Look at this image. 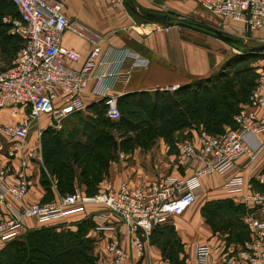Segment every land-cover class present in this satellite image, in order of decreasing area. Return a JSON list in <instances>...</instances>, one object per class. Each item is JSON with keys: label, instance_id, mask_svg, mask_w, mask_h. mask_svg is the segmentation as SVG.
Listing matches in <instances>:
<instances>
[{"label": "built area", "instance_id": "built-area-1", "mask_svg": "<svg viewBox=\"0 0 264 264\" xmlns=\"http://www.w3.org/2000/svg\"><path fill=\"white\" fill-rule=\"evenodd\" d=\"M17 10L12 33L21 46L10 65L0 70V110L6 109L13 123L0 122V135L8 145L0 142V151L7 150L8 159L0 161V248L17 238L26 229L24 220L39 222L59 219L81 212L88 204L99 206L92 211L103 226L123 229L130 236L134 254L144 256L146 242L155 226L165 224L191 206L204 192L201 179L218 175L223 188L233 194L234 202L244 207L241 216L249 238L243 244H230L228 252L212 260L211 248L198 245L195 255L202 264H264V193L252 180H245L237 171V158L244 152L257 151L253 137L264 132V67L258 71L248 101L234 114L235 127L212 134L204 128H195V136L185 135L175 142L179 165L190 169L188 176H162L153 182L133 186L122 182L117 186L103 179L94 195H86L74 184L72 191L57 192L47 201L24 203L30 187L25 170L31 164L43 166L40 137L44 116L61 126V121L86 105L82 92L90 77L95 78L93 91L105 95L108 76L112 80L127 81L129 70L122 71L127 59L134 66H146L148 61L130 50H111L102 53V39L79 22L71 21L63 12V0H9ZM200 8L222 19L228 35L240 40L252 39V34L264 31V0H195ZM68 32L87 42L89 52L81 66L78 51L61 45ZM264 43V40H262ZM176 87V86H175ZM170 87L168 89H174ZM106 116L120 117L115 96H106ZM259 107L260 113L253 108ZM36 126L34 143H29ZM16 161V162H14ZM256 181L262 183L264 174ZM105 255L92 264H122L126 253L118 242L106 243Z\"/></svg>", "mask_w": 264, "mask_h": 264}, {"label": "crops", "instance_id": "crops-1", "mask_svg": "<svg viewBox=\"0 0 264 264\" xmlns=\"http://www.w3.org/2000/svg\"><path fill=\"white\" fill-rule=\"evenodd\" d=\"M139 10L165 14L170 20L171 15H175L201 24L206 30L212 28L209 26L212 25L210 23L218 25L215 23L214 15L202 10L195 0H63L65 16L71 21L81 23L102 39L104 56L111 50H130L148 61L146 66H134V60L127 59L122 71L129 70V79L118 81L108 76L109 86L105 95L96 94L93 91L95 78L90 77L87 87L82 92L86 106L110 95L117 98L133 91L177 87L193 78L213 72L235 50L210 31L214 36L179 25L148 22L139 16ZM220 31L224 34L228 33L227 30ZM252 37L250 41H262L264 31L254 32ZM61 45L79 52L80 60L72 64L75 68L81 66L90 49L87 42L68 32L63 35ZM11 61L12 59L2 69L7 68ZM253 110L256 113L261 112L259 107H254ZM20 119L21 116H12L11 121L0 122L13 123ZM45 120L47 119L43 116L41 125ZM189 130L185 134L189 137L195 136V128ZM33 133L34 131L29 138L30 144L34 143ZM253 144L257 147L255 155L247 151L242 153L236 161L238 173L245 180L250 181L255 180L258 174H263L264 132L253 137ZM5 149L0 151L2 163L9 158L7 150L3 152ZM25 172L31 185L23 200L24 203L43 201L45 190L39 182L40 165L31 164ZM168 174L188 176L191 170L179 165L175 147L171 149L168 143L159 140L151 148L136 149L124 158L111 161L106 180L114 186L122 182L137 186L148 184ZM222 182L223 178L218 175L203 177L201 183L204 192L184 212L162 224L163 226L171 225L175 229L176 238L181 244L175 262H171L163 254L159 243L155 242V239L161 240L163 235L149 236L144 256L137 257L126 231L114 226H103L97 221L91 212L99 206L94 204H88L83 211L71 213L59 219L39 222L33 218H26L23 223L25 229L29 230L70 220L91 219L95 226L90 229L89 234L95 237L93 255L96 258L103 257L106 243L114 240L126 253L122 264H202L198 262L195 255L198 245H208L212 251V260H215L228 252L230 244H235L226 245L218 233H213L200 211L202 205L209 200L229 198L234 202L233 194L223 188ZM239 264L246 263L241 261Z\"/></svg>", "mask_w": 264, "mask_h": 264}, {"label": "trees", "instance_id": "trees-1", "mask_svg": "<svg viewBox=\"0 0 264 264\" xmlns=\"http://www.w3.org/2000/svg\"><path fill=\"white\" fill-rule=\"evenodd\" d=\"M5 1L14 7L17 14L16 7L11 1L0 0L3 3ZM166 24L198 31L206 30L201 24L175 15H171V20ZM4 28L0 22V51L15 55L21 46V41L17 37L6 35ZM207 33L210 32L207 31ZM14 41L16 45H12ZM229 45L236 47L233 44ZM237 47L240 53L228 55L213 72L193 78L173 90H139L118 96L120 117L116 121L106 116L107 105L103 98L86 106L88 115L75 112L69 116L61 129L45 128L40 137L43 166L40 169L39 182L47 193H44L43 201L53 198V184L60 194L72 191L75 183L85 186L86 195L90 196L97 192L99 183L107 175L109 163L115 158L113 150L115 139L109 128L118 125L130 126L124 113L129 115L142 113L147 117L144 121L150 124L156 121L169 124V127H166L169 136H165V141L171 149L174 147L171 133L178 127L199 125L212 134L222 133L225 125L235 127L232 116L238 111L239 105L247 101L256 80L255 77L248 79L250 90H242V96H240V93L235 92L231 87L232 83L226 82L224 69L237 64L240 59H246L247 56L257 53L246 52ZM120 106L125 110L122 111ZM172 115L186 116V118L178 122L172 118ZM171 119L172 122H170ZM79 133L82 134L79 135ZM152 138H144L146 143L144 147H148ZM122 141L127 142L130 147L132 138L126 136ZM75 165L80 168L78 175L74 172ZM262 173L264 174V168ZM52 176L55 177L54 181ZM252 182L264 193V180L262 183L256 180ZM47 196L51 197L47 199ZM200 211L213 233H221L219 230L228 229L223 234L226 245L243 244L248 240V230L241 220L244 213L242 205L235 204L229 198H220L205 202ZM94 226L91 219H84L81 220L76 231L54 233L51 228L44 226L31 229L22 241L12 239L5 247L0 248V264H92L96 259L92 254L94 238L86 234ZM151 235H163L161 240L155 239V242L159 243L163 254L171 262L177 261V252L181 244L176 238L175 229L167 224L158 225L154 227ZM44 246L47 247L46 252L43 250ZM18 260L23 262L20 263Z\"/></svg>", "mask_w": 264, "mask_h": 264}, {"label": "rangeland", "instance_id": "rangeland-1", "mask_svg": "<svg viewBox=\"0 0 264 264\" xmlns=\"http://www.w3.org/2000/svg\"><path fill=\"white\" fill-rule=\"evenodd\" d=\"M214 18H215V23H217L218 25L216 26V25H213V23H210L213 26L212 25H209V26H211L212 28L218 29V30H223V31L227 30V25H226V23H224L222 21V19H220L217 16H214ZM16 20H17V14L15 12L14 7L12 5H10L6 1L4 3L0 2V22L5 27L4 29H5V34L6 35L17 37L15 35H13V33H12L13 23ZM201 32L204 33V34H208L206 30H202ZM209 34H211V33H209ZM227 34L228 33H225V35H227ZM229 36H231V37H233V38H235L237 40H240L238 37H236L234 35H230L229 34ZM240 41H242V40H240ZM242 42L247 44V45H250V46L262 43V41H260V40H258V41H255V40L254 41H252V40L251 41L250 40L244 41L243 40ZM17 43L19 45V42H17ZM12 45H16V42L15 41L12 42ZM235 46L236 47L231 46V48L235 49L234 51L231 52V54H233V53L239 54L240 53V50H238V47H237L238 45H235ZM13 55H14V53H13ZM13 55L1 53V51H0V70H2V68L7 66V64L10 61V59H12ZM263 67H264V52H257L254 55L247 56L246 59L245 58L240 59L237 64H235V65H233L231 67L225 68L224 69V72L226 74L225 80L228 83H232L231 87L234 88V91L235 92H239L240 96H242L241 91L249 89L250 82L248 83V79L250 80L251 78L255 77V80H256V78L258 76L259 69L263 68ZM252 89H251V91H252ZM169 90H173V89H169ZM243 98H244V96H243ZM248 98H249V96H248ZM247 101H248V99H247ZM246 102H244V103H246ZM244 103H242V104H244ZM242 104L239 105V108L241 107ZM120 108L122 109V111L125 110V108L122 107V106H120ZM87 111L88 110L85 108L84 110L78 111V112H81L82 115L86 116V115H88ZM124 114L128 118V120L130 122V126H128V125L127 126L118 125V126H113V127L109 128V131L113 133V138L115 139V145H114V148H113L115 158L112 161H116L117 159L124 158V157L128 156V154H131L136 149L145 150V149L151 148L153 145L156 144L157 141H159V140L165 141L166 137L169 136L168 132L166 131L167 130L166 127H169V124H164L163 122L161 124L159 122L157 123V121L153 122V123L151 122L152 124H150L148 121L145 122L144 120H146L147 117L144 114H142V113L140 115L139 114L129 115L127 113H124ZM234 114H233V116H234ZM89 116L93 117L92 115H89ZM233 116H232V120H233ZM68 117L65 118L66 120L63 119L61 121V126L63 124L64 125L66 124V122L69 119ZM172 118H174V119L178 120V122H180V121H184L186 116H180V115H176L175 116V115H172ZM11 119H12V116L9 114V112L6 109L0 110V121L7 122V121H11ZM86 121L89 122L88 120H86ZM43 122H44L42 124V126H44L43 130L45 128H47V127H51V128H53L55 130L61 129V126L59 128L55 127V125H56L55 122L50 124V120H48V119L43 121ZM170 122H172V119L170 120ZM158 127H161V128H158ZM98 128H100V127H98ZM191 128L198 129V128H200V126L199 125H191L189 127H183V128L182 127L181 128L178 127L177 130L175 129L171 133V135L173 137L172 138V144L174 145V147H175V142L177 140H179L180 138L184 137L186 135L185 133L189 132L190 131L189 129H191ZM227 128H232V127L229 126V125H225L224 129H227ZM33 131H34V133H33V136H34L35 132L37 131L36 130V126H33ZM31 134H32V132H31ZM80 134H82V133H79V135ZM126 136L127 137L131 136V138H132V142L129 143L130 147H128V143L127 142H123L122 141V140H124V137H126ZM148 137H153V138L151 139V143L150 144L147 143L148 147L146 148V147H144V145L146 144L145 141H144V138H148ZM34 139H35V136H34ZM0 142H2L7 147L8 143H7L6 139L2 135H0ZM3 152H6V149ZM116 153H117V157H116ZM79 170H80V168L75 165L74 166L75 175L79 174ZM47 177H49V175ZM51 178L54 181L55 177L52 176ZM105 178H107V175L103 177V179H105ZM75 184L77 186H79L81 189L85 190V186L83 184H77V183H75ZM45 194H47V193H45ZM50 197L47 196V199H49ZM91 213H93V212H91ZM80 222H81V220H70V221H67V222L55 223V224L47 225V226H44V227L51 228V231L54 232V233L67 232V231H70V230L71 231H76L78 229L77 227L79 226ZM29 230H31V229H29ZM29 230H25L21 235H19L15 239H17L19 241H22L23 239L26 238L27 234L29 233ZM219 231L221 233H218V234L221 236V238H223L224 237L223 234H225V232L228 231V229H223V230H219ZM88 234H89V232H87L86 236ZM90 237H93L94 238V242H95V237L93 235H90ZM10 242H11V240H10ZM8 243H4L3 246L5 247ZM35 245H36V243H35ZM93 246H94V243H93ZM43 250L46 252L47 247L44 246ZM29 254H30V252H29ZM92 254H93V248H92ZM35 255H38V253H35ZM18 262L21 263L23 261L18 260Z\"/></svg>", "mask_w": 264, "mask_h": 264}, {"label": "water", "instance_id": "water-1", "mask_svg": "<svg viewBox=\"0 0 264 264\" xmlns=\"http://www.w3.org/2000/svg\"><path fill=\"white\" fill-rule=\"evenodd\" d=\"M138 14L148 22H156L166 24L169 22L170 18L168 15L159 14V13H151L145 10H139ZM208 31L212 32L216 35L217 38L224 41L227 44L238 45L241 50L246 52H264V43L257 44V45H247L240 40H237L229 35H225L222 31L214 29V28H207Z\"/></svg>", "mask_w": 264, "mask_h": 264}]
</instances>
